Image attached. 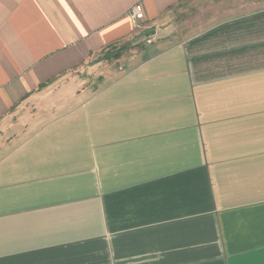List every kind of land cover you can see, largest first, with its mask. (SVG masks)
<instances>
[{
    "label": "crops",
    "instance_id": "1",
    "mask_svg": "<svg viewBox=\"0 0 264 264\" xmlns=\"http://www.w3.org/2000/svg\"><path fill=\"white\" fill-rule=\"evenodd\" d=\"M184 1L0 0V264H264V4L186 32ZM136 37L139 62L27 114Z\"/></svg>",
    "mask_w": 264,
    "mask_h": 264
},
{
    "label": "rangeland",
    "instance_id": "2",
    "mask_svg": "<svg viewBox=\"0 0 264 264\" xmlns=\"http://www.w3.org/2000/svg\"><path fill=\"white\" fill-rule=\"evenodd\" d=\"M240 1L242 0H185L176 11L175 23L186 27V32H192L216 21L226 11L244 10L246 7ZM258 2L264 4V0ZM136 38L134 41L121 40L111 44L82 68L68 71L42 86L36 98L27 104V114L51 107L53 116L60 112L62 106H72V98L76 92L82 89H87L88 92L96 90L130 65L139 62L144 56L148 39ZM66 98L69 100L65 102ZM46 118H50V114L38 117L39 120Z\"/></svg>",
    "mask_w": 264,
    "mask_h": 264
},
{
    "label": "built area",
    "instance_id": "3",
    "mask_svg": "<svg viewBox=\"0 0 264 264\" xmlns=\"http://www.w3.org/2000/svg\"><path fill=\"white\" fill-rule=\"evenodd\" d=\"M130 17L133 22L144 19L143 7L140 3H135L130 10Z\"/></svg>",
    "mask_w": 264,
    "mask_h": 264
},
{
    "label": "trees",
    "instance_id": "4",
    "mask_svg": "<svg viewBox=\"0 0 264 264\" xmlns=\"http://www.w3.org/2000/svg\"><path fill=\"white\" fill-rule=\"evenodd\" d=\"M135 39H133L132 41H134ZM115 55V54H114ZM43 86V85H42Z\"/></svg>",
    "mask_w": 264,
    "mask_h": 264
}]
</instances>
